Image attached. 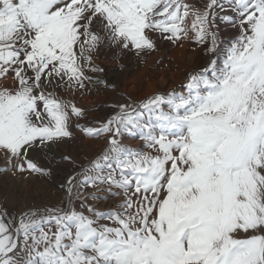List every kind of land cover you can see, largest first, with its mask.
Masks as SVG:
<instances>
[{
  "label": "snow or ice",
  "instance_id": "obj_1",
  "mask_svg": "<svg viewBox=\"0 0 264 264\" xmlns=\"http://www.w3.org/2000/svg\"><path fill=\"white\" fill-rule=\"evenodd\" d=\"M218 22L237 29L222 62ZM157 36L210 58L183 90L121 103L99 126L58 95L115 88L97 50L139 57L157 50ZM3 81L4 171L51 175L33 154L56 162L77 132L106 147L67 177L63 207L18 220L0 211V264H264V0H0ZM125 135L154 151L126 146ZM59 163L76 165L70 153ZM83 188L123 200L97 211L86 201L107 197Z\"/></svg>",
  "mask_w": 264,
  "mask_h": 264
},
{
  "label": "rangeland",
  "instance_id": "obj_2",
  "mask_svg": "<svg viewBox=\"0 0 264 264\" xmlns=\"http://www.w3.org/2000/svg\"><path fill=\"white\" fill-rule=\"evenodd\" d=\"M187 2L193 6L203 7L208 0H187ZM221 2L226 4L227 0H221ZM218 33L222 43L217 59L222 62L225 49L229 41L237 35V29L230 24L218 22ZM156 44L157 50L153 52L139 57L128 53L122 60L111 59L109 48L98 49L94 54L96 63L106 70L101 75L109 85H116V87L105 86V84L88 85L87 90L72 92L64 90L58 95L87 110L88 126L93 124L99 126L119 111L118 105L121 103H138L154 94H166L172 89L183 90L186 74L206 65L210 59L204 55L201 45L190 40H184L182 44H173L157 36ZM79 123L84 124L85 121L81 119ZM122 143L135 150L154 151L143 146V142L137 137L125 135ZM105 147L106 141L103 136L92 138L77 132L75 139L62 145L56 152V162L49 163L50 157L44 158L42 154L34 153L33 160L51 169V175L46 176L4 171L6 164L3 157H0V211L7 210L11 217L18 220L21 213L29 210L63 207L67 200L65 194L67 177L79 172L80 166H87L90 161L99 157ZM61 153H70L76 165L59 163ZM99 187L106 188L107 185ZM80 190L83 196H88L95 191L98 196L107 197L103 200L86 201L97 211L117 210V205L123 200V196H108L107 192L99 189ZM75 206L79 207L78 201H75ZM102 223L110 222L105 220Z\"/></svg>",
  "mask_w": 264,
  "mask_h": 264
},
{
  "label": "crops",
  "instance_id": "obj_3",
  "mask_svg": "<svg viewBox=\"0 0 264 264\" xmlns=\"http://www.w3.org/2000/svg\"><path fill=\"white\" fill-rule=\"evenodd\" d=\"M6 83H9V81H3V82H0V86H3V84H6ZM72 92V91H71ZM76 92V91H75ZM2 157V156H0Z\"/></svg>",
  "mask_w": 264,
  "mask_h": 264
}]
</instances>
